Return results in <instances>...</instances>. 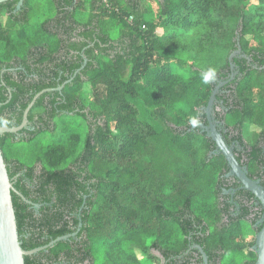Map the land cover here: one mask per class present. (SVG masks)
Here are the masks:
<instances>
[{
  "label": "trees",
  "instance_id": "obj_1",
  "mask_svg": "<svg viewBox=\"0 0 264 264\" xmlns=\"http://www.w3.org/2000/svg\"><path fill=\"white\" fill-rule=\"evenodd\" d=\"M49 1L54 16L32 27L30 0L17 14L19 0L0 4V127L20 126L36 94L65 85L42 95L27 128L0 135V144L54 133L62 115L81 117L88 130L61 134L31 166L4 156L15 190L33 203L12 192L22 248L77 233L25 264H95L99 247L107 264H143L134 249L149 260L193 264L190 244L215 258L222 251L223 260L252 246L236 244L241 223L217 226L230 168L201 125L240 48L239 73L219 91L213 112L225 143L243 148L249 177L262 176L264 0ZM85 11L87 21L77 20ZM251 127L260 133L246 144ZM241 210L249 214L248 205Z\"/></svg>",
  "mask_w": 264,
  "mask_h": 264
},
{
  "label": "water",
  "instance_id": "obj_2",
  "mask_svg": "<svg viewBox=\"0 0 264 264\" xmlns=\"http://www.w3.org/2000/svg\"><path fill=\"white\" fill-rule=\"evenodd\" d=\"M8 1L13 0H0V4L6 3ZM24 0H19L18 8H21ZM242 51L239 48L237 51L233 52L229 57L230 68H231V76L226 81L218 82L217 86L213 90L208 105L205 109V114L207 116V121L209 126L201 125L202 130L215 142L216 151L221 153L229 168V176H234L242 185L244 190L249 191L253 194L262 204L264 210V188L261 185L259 180H253L248 176L247 167H243L239 161L236 159V156L233 152V149L227 145L221 135V133L217 130V127L214 123L213 117V108L216 100V96L219 91L229 84L231 81L235 79V76L238 75L239 71H237L236 65L233 63V59L237 57ZM243 58H247L244 54L241 55ZM80 72V70L76 73V75ZM71 82L68 81V83ZM65 85H62L56 89H46L38 94H36L31 101V103L26 108L23 120L20 126L18 127H0V135L2 134H19L22 130L27 128L29 125L28 115L35 105L36 101L45 93L58 91L61 92ZM2 104H0L1 106ZM12 192L17 193L22 200L26 201L28 204L33 205V203L27 200L21 193L15 190L13 183L10 180L7 164L5 162V158L3 155L2 147L0 144V264H25V257L36 254L39 251H43L48 249L49 247H53L57 242L62 240H67L70 237H75L77 233L72 235L63 236L56 240L50 242L47 246L33 249L30 251H25L22 248V242L20 241L18 226L16 221L15 209L13 205ZM38 208V205H35ZM263 227L260 232L256 235V241L254 245V251L257 255V260L255 264H264V219L261 222ZM81 227V225H80ZM197 248L201 251L204 260L207 264V256L202 250L201 247L197 246Z\"/></svg>",
  "mask_w": 264,
  "mask_h": 264
},
{
  "label": "rangeland",
  "instance_id": "obj_3",
  "mask_svg": "<svg viewBox=\"0 0 264 264\" xmlns=\"http://www.w3.org/2000/svg\"><path fill=\"white\" fill-rule=\"evenodd\" d=\"M78 2V0H76ZM31 5L35 6V12L31 18V27L37 24L44 22L45 20L51 18L55 14V10L50 4L49 0H30ZM146 4V3H145ZM143 4V6H145ZM81 14V15H80ZM90 16V11L85 12H77V20L82 22H86ZM3 23H6V19L2 18ZM117 32V30H116ZM156 34L161 36L163 34L162 30H157ZM134 105L139 110L140 118L147 119L148 113L146 112L143 104L141 101L137 100L134 101ZM56 123V131L54 133L50 132H43L34 138L32 141H24V142H17L13 141L10 138L4 148L2 149L4 156L10 160H18L28 166L33 165L37 159L41 156L43 152H45L49 146H51L57 137L61 134H66V132H75L82 134L84 136L87 132V124L85 121L78 116H67L62 115L57 117L55 120ZM260 133V129L251 127L246 128L245 130V140L249 143H254L256 138ZM23 136L17 137V140L21 139ZM243 229L245 234L251 233V229L247 224H243ZM249 240V239H248ZM236 242L239 240L236 239ZM247 242L244 241L243 243H239L238 245H246ZM136 254L143 262V264H161L160 261L149 260L146 255L140 253L137 249H134ZM154 256L160 258V254L156 251L151 252ZM248 259L247 253L242 251H235L233 254L227 255L224 260L223 264H243V260ZM95 264H107L104 261V253L103 249L99 247L96 253V261Z\"/></svg>",
  "mask_w": 264,
  "mask_h": 264
},
{
  "label": "flooded vegetation",
  "instance_id": "obj_4",
  "mask_svg": "<svg viewBox=\"0 0 264 264\" xmlns=\"http://www.w3.org/2000/svg\"><path fill=\"white\" fill-rule=\"evenodd\" d=\"M74 4H77L76 0H74ZM23 6H24V3L21 6V8H18V3H17L16 9L13 11V13L17 14V12H20L22 10ZM6 15L8 16L9 13H6ZM91 46H93V45H91ZM84 50H85V48H84ZM213 117L215 119L214 123L217 127V130L220 132L221 131V128H219L220 122L217 119L214 112H213ZM206 126H209L208 121H207ZM245 143L247 144V142H245ZM231 148L234 150L237 157L242 158L241 163L240 162L239 163L243 167H246L243 165L247 162V160L244 158V156H245L244 150L237 140L236 141L231 140ZM215 152L218 153L216 150H215ZM229 172L227 173V175H225V179L222 183V188L224 191H223V194L220 198V203H221V208L224 211L222 212V219L217 224V226L219 228H223L222 226H220V224H223L226 226H230V225L235 224V223H237V224L241 223L242 225L244 223L247 224L251 229V233L245 234L243 232V234L237 238V240H239V242H236V244L243 243L244 241H246L247 244H249V245L253 244L252 246H248L247 248H244L241 251L246 252L247 256H248V259L243 260V264H255V262L257 260V255L254 251V245H255V241H256V235L260 232L261 227L263 226L261 223L264 219L263 206H262L261 202L255 196L253 198H249V196L247 194V190H244L242 188V185L236 179V177L229 176L228 175ZM248 176H249V173H248ZM253 180H259L261 185L264 188V173L262 174V176L260 178L255 177V179H253ZM245 199H248V201ZM245 205H248V207H249V214H247V215H245V213L242 212V210H241L242 207H244ZM225 209L227 211H225ZM260 210H263V212L260 213ZM197 246H199V245L198 244H190V246L186 252V255L191 254L190 260L192 261L193 264H206L204 257L202 255L201 251L197 248ZM240 247H243V246L241 245ZM202 250H203V248H202ZM251 252H253L255 254V256H256L255 259H253L252 255L250 254ZM218 254L219 255H217L216 258L213 256L206 255L207 256V264H223V259H222L223 252L221 251ZM160 263L161 264H169V260L167 261L166 259L161 257Z\"/></svg>",
  "mask_w": 264,
  "mask_h": 264
},
{
  "label": "clouds",
  "instance_id": "obj_5",
  "mask_svg": "<svg viewBox=\"0 0 264 264\" xmlns=\"http://www.w3.org/2000/svg\"><path fill=\"white\" fill-rule=\"evenodd\" d=\"M211 78H212L211 75H205L204 78H203V79H204V83H205V84L209 83L210 80H211ZM3 123H4V124H7L8 121H4ZM192 123H193V124H196L197 121H196L195 119H193V120H192Z\"/></svg>",
  "mask_w": 264,
  "mask_h": 264
}]
</instances>
